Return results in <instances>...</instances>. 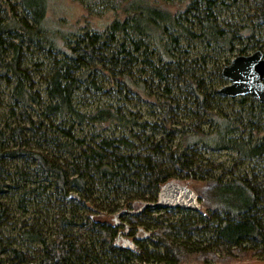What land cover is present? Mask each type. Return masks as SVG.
<instances>
[{
  "label": "trees",
  "instance_id": "trees-1",
  "mask_svg": "<svg viewBox=\"0 0 264 264\" xmlns=\"http://www.w3.org/2000/svg\"><path fill=\"white\" fill-rule=\"evenodd\" d=\"M251 1L255 4L256 26L264 28V0ZM169 2L171 0H119L118 6L114 2L109 32L90 36L88 40H77L72 45L65 44L61 50L63 56L55 58L52 71L45 76L50 111L59 116L60 122L70 118L79 125L92 127L94 137L99 138L100 143L75 155L70 163L38 151L30 152L40 169L50 172L56 179L63 207L56 212L55 219L62 228L48 241L35 224L26 225L20 233L23 246L37 245L29 250L7 246L10 241L0 236V264H107L116 263V259L122 260L118 264L264 261V105L246 96L235 98L244 109L233 119L216 111V102L227 98L218 93L220 88L209 93L201 79L191 76V72L169 54L170 45L163 42L164 36L188 33L189 29L182 22L190 17L199 21L205 35L212 39L225 36L223 40L229 52L235 49L236 34L225 32L217 21L211 20L217 7L216 0H182L183 3L178 1L174 8ZM48 3L49 0H21L19 7L14 8L0 0V77L10 83L16 103L30 99L40 101L30 85L27 69L23 67V45L26 36L31 41H47L48 49L52 45L56 47L55 31L46 24ZM250 32H240L238 38H254L253 30ZM255 47L240 48V55H247ZM151 48L158 49L160 56ZM10 52L13 53L11 59L7 56ZM141 64L143 68L134 71ZM221 71L218 75L223 85L226 80ZM136 72L141 75L135 76ZM101 75L108 76L111 90L126 94V101L151 99L150 86L155 85V81L165 85L163 92L167 96L161 95L158 103L164 110V126L140 123L137 115L113 104L89 112L79 111L76 104L79 93L98 89L96 81ZM147 75L149 79L144 78ZM184 84L191 89L189 94L205 114L196 113L190 123L191 130L178 131L175 128L178 119L172 111L180 107L181 100L176 91ZM205 124L211 125L208 130L204 128ZM113 127L128 130L132 137L102 136ZM136 127L151 130L155 135L147 136L143 146L137 147L132 141L138 136ZM63 133L69 138L75 137L72 126L63 129ZM157 134L163 137L159 142L155 140ZM178 134L183 136L184 150L162 146L165 138L172 142ZM78 143L83 145L81 140ZM53 144L68 147V142L58 139ZM202 150L235 152L241 159L237 166L248 162L254 165L248 172L236 175L233 168L227 174L232 175L231 179L206 176L201 166ZM181 174L204 183L207 212H202L198 219L181 221L178 226L166 227L164 224L172 212L153 218L158 222L153 232L158 237L154 240L155 247L157 250L164 248L165 252L149 251L147 244L134 234L139 229H150L145 220L151 218L149 212L163 209L146 207L139 213L136 212L142 207L136 209L156 203L162 186ZM96 183L105 187V198H95L98 194ZM2 188L0 185V195ZM112 196L125 198L122 203L130 214V238L142 251L141 255L117 243L120 227L112 225L109 215L120 206L114 205L117 200L110 202ZM2 207L4 204L0 201V219L8 215ZM172 211L182 212V209ZM99 213L103 220L95 218ZM3 225L0 220V228ZM69 228H76V231H67ZM182 231L188 240L180 238ZM194 234H209L210 242L191 243Z\"/></svg>",
  "mask_w": 264,
  "mask_h": 264
},
{
  "label": "rangeland",
  "instance_id": "rangeland-1",
  "mask_svg": "<svg viewBox=\"0 0 264 264\" xmlns=\"http://www.w3.org/2000/svg\"><path fill=\"white\" fill-rule=\"evenodd\" d=\"M178 1H180V4L183 3L182 0H171L168 4L173 6L179 4L177 3ZM4 2L8 6L18 8L21 0H4ZM114 2L118 6L119 0H103L100 2L85 0L84 3L77 0H49L46 24L55 31L57 38L56 47L52 45L48 49L46 47L47 41H31L26 36H24L25 43L23 45V67L27 69L34 94L40 99L38 103L34 99H30L28 102L16 103L10 83L0 77V185L3 186L0 201L4 204V207H2L3 211L8 213V215H4L0 219L4 222L3 227L0 228V236L10 241L7 246L10 245L13 248H21L23 250L37 247L35 244L30 245V247L27 245L23 246L21 242L20 233L29 224H35L48 241H51L59 229L62 228V226L59 227L60 222L55 219L56 212L63 207V197L56 189V179L50 172L40 169L38 162L30 152L38 151L45 155L62 158L67 163H70L75 155L81 154L88 147L95 148L100 143V139L94 137L95 130L92 127L79 125L70 118L60 122L59 116L50 111L49 105L51 102L46 93L45 76L52 71L55 58L63 56L61 50L65 47V44L71 43L72 45L77 40H88L90 36L96 34L105 35V33L110 31L109 26L114 17L111 5ZM216 4L217 7L213 11L214 18L211 20L217 21L225 32L236 34L237 38L234 41L235 49L233 52L228 51L223 40L225 36L217 40L205 35L201 27L202 24L192 17L188 20L184 19L182 22L189 29L188 33H175L174 37L166 35L163 41L165 44L170 45L169 54L183 64L184 69L191 72V76H195V79H201L209 93L229 83L226 80L225 84H221L218 71H221L226 64H229L236 56L241 54L240 48L249 46L251 49L256 46L254 50H249L247 54L258 50L259 48L257 47H261L264 52V28L256 26L257 23L253 18L255 4L251 0H216ZM251 29L253 30L254 38H238L240 32L248 31L251 33ZM176 36H178V40L174 41ZM119 38L122 39V36L120 35ZM151 45L154 48V45ZM153 48L151 50L156 52V55H159V50ZM7 56L11 59L13 53L10 52ZM142 60L141 58L140 62ZM142 68L143 65L141 64L134 71H139ZM140 75L138 72L135 74L137 77ZM144 78L149 79L150 76L147 75ZM96 82L98 89L79 93L76 102L79 111L89 112L100 106L113 104L114 106H120L126 112H132L137 115L140 123L147 122L149 125L164 126V110L158 106V103L161 100V95L167 96L163 92L165 85H158L157 81H155V85L150 84L151 99L126 101L125 93L121 94L111 90L112 87L108 76L101 75ZM190 91L191 89L185 84L182 85L181 90L176 91L181 102L180 107L174 108L172 114L178 119L179 124L175 126L178 131L191 130L190 123L196 117V113L205 114L195 104V98L189 94ZM226 98V100L216 102L215 108L217 112L226 114L233 119L244 108L240 101L229 97ZM203 119L207 120V117H203ZM71 126L73 127L75 139L69 138L63 133V129L68 130ZM210 126V124H205L204 128L208 130ZM135 130L138 136L132 141L135 142L137 147L143 146L147 136L155 135H152L151 130L144 131L139 127H136ZM113 134L116 137L124 135L132 137L128 130L120 127H113L110 131L103 133L102 136H113ZM162 138L158 134L155 136L157 142L161 141ZM57 139L61 142H68V147L53 144V141ZM78 140H81L83 145L78 143ZM162 143V146H166V148L172 147L173 149L184 150L182 134H178L172 142L170 139L165 138ZM201 152V166L206 176H226L227 179H231L232 175L227 174L233 168H235L233 171L236 175L248 172L254 165L253 162H248L245 165L238 164L237 166L236 164L241 159L235 152L231 151L211 152L202 150ZM209 170H212V172ZM172 181L193 189L200 197L202 209L200 212L183 209L182 212H175L172 209L169 211L152 210L149 212L151 218L147 217L145 220L149 223L150 229H139L134 234L142 243L147 244L149 251L165 252L164 248L157 250L155 247L154 240H158V237L153 232L158 222L153 218H157L166 212H172V215L164 223L166 227H169L178 226L181 221L198 219L201 217L202 212H207L206 204L204 203L207 188H204V183L193 181V179L187 178L184 174L173 178L169 182ZM96 190L98 194L95 195V198H105L106 189L103 185L96 183ZM124 199L121 196H112L110 198V202L117 200L114 205L120 206L118 209L116 208L117 211L109 215L110 221L112 225L115 224L120 227L118 245L125 246L132 252L141 255L142 251L132 243V238H130L132 225L129 219V211H126L125 205L122 203L125 201ZM90 206L88 205L89 209H92ZM141 207L143 208L144 206L141 205L136 210ZM154 207L158 208L152 206V208ZM102 208L104 209L106 206ZM102 214L108 216L107 212ZM102 214H95V218L103 220ZM69 230L70 228L67 231ZM70 231L75 232L76 228ZM179 236L184 241L188 240V236L184 231ZM210 238L211 235L209 234H194L191 243L201 242L206 244L210 242ZM98 250L99 254H102L101 250ZM116 261V263L107 264H118L122 260L116 259ZM136 264L139 263L136 262ZM237 264H264V261Z\"/></svg>",
  "mask_w": 264,
  "mask_h": 264
},
{
  "label": "water",
  "instance_id": "water-1",
  "mask_svg": "<svg viewBox=\"0 0 264 264\" xmlns=\"http://www.w3.org/2000/svg\"><path fill=\"white\" fill-rule=\"evenodd\" d=\"M222 77L229 83L218 90V93L232 99L250 96L264 105V52L260 49L247 55L236 56L221 71ZM163 210L183 209L200 212L199 195L190 187L176 182H169L160 191L157 202L146 204Z\"/></svg>",
  "mask_w": 264,
  "mask_h": 264
}]
</instances>
